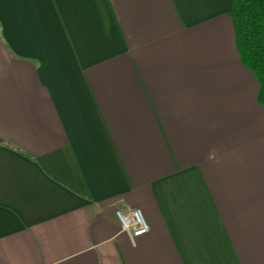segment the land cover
Wrapping results in <instances>:
<instances>
[{"label":"crops","instance_id":"1","mask_svg":"<svg viewBox=\"0 0 264 264\" xmlns=\"http://www.w3.org/2000/svg\"><path fill=\"white\" fill-rule=\"evenodd\" d=\"M231 5L0 0V264H264V107Z\"/></svg>","mask_w":264,"mask_h":264},{"label":"trees","instance_id":"2","mask_svg":"<svg viewBox=\"0 0 264 264\" xmlns=\"http://www.w3.org/2000/svg\"><path fill=\"white\" fill-rule=\"evenodd\" d=\"M230 16L241 62L256 76L264 107V0H232Z\"/></svg>","mask_w":264,"mask_h":264},{"label":"built area","instance_id":"3","mask_svg":"<svg viewBox=\"0 0 264 264\" xmlns=\"http://www.w3.org/2000/svg\"><path fill=\"white\" fill-rule=\"evenodd\" d=\"M116 216L132 241L148 233L149 224L140 209H119Z\"/></svg>","mask_w":264,"mask_h":264}]
</instances>
